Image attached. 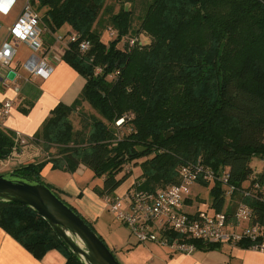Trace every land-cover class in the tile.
Masks as SVG:
<instances>
[{"label": "trees", "instance_id": "1", "mask_svg": "<svg viewBox=\"0 0 264 264\" xmlns=\"http://www.w3.org/2000/svg\"><path fill=\"white\" fill-rule=\"evenodd\" d=\"M29 4L44 31V53L57 35L76 37L61 59L84 85L70 105L55 106L28 139L47 157L12 172L41 182L47 164L66 172L84 166L102 178L92 188L102 199L130 177V172L119 175L125 164L146 159L133 184L153 190L175 183L178 169L200 158L225 172L230 186L246 189L256 180L264 187V0H123L117 10L104 0ZM63 27L69 30L57 34ZM104 28L107 42L101 37ZM83 41L89 45L86 52L79 49ZM84 103L97 116L74 129L71 115ZM20 150L16 134L0 126V161ZM255 158L263 164L258 174L250 166ZM202 184L212 208L222 210L219 184ZM241 198L235 195V201ZM245 202L254 221L264 225V193ZM0 228L37 260L56 250L64 264H80L30 208L0 202ZM191 243L197 251L218 247ZM237 246L248 249L249 244Z\"/></svg>", "mask_w": 264, "mask_h": 264}, {"label": "built area", "instance_id": "2", "mask_svg": "<svg viewBox=\"0 0 264 264\" xmlns=\"http://www.w3.org/2000/svg\"><path fill=\"white\" fill-rule=\"evenodd\" d=\"M16 3V0H0V16L8 17ZM6 31V37L0 43V86L15 84L18 79L12 63L19 44L27 45L34 54L25 66L30 78L45 79L52 67L43 58L44 31L29 0L24 1L21 11ZM75 39V36L57 35L55 44L63 42L66 48L68 42ZM88 48V42L79 44L81 52ZM9 72L14 74L12 79L8 78ZM9 107V102L1 105L0 116H4ZM16 137L22 139L18 134ZM13 154L15 151L11 156ZM227 179L225 172L214 171L198 158L178 169L177 181L173 184L149 190L141 188L142 182L132 183L120 194L105 196L102 200L107 211L127 229L137 244L152 243L173 254H191L195 251L191 241L228 246L245 242L249 244L248 249L264 252V225L254 221L252 207L245 202L260 197L264 193L263 185L252 178L253 184L246 189H238L228 185ZM202 183L210 186L219 184L224 201L219 212L212 208L211 201L192 199L195 186L204 188L209 194L208 187ZM236 194L242 196L238 201H235Z\"/></svg>", "mask_w": 264, "mask_h": 264}, {"label": "crops", "instance_id": "3", "mask_svg": "<svg viewBox=\"0 0 264 264\" xmlns=\"http://www.w3.org/2000/svg\"><path fill=\"white\" fill-rule=\"evenodd\" d=\"M24 1L16 0L17 3L13 10L15 11L14 18L9 21V26L21 11ZM9 16H0V31L3 28L2 22H5ZM6 29L5 34L0 36V43L6 37ZM68 30V27H63L60 32L64 34ZM64 50L65 44L58 42L51 50L44 54L43 58L51 64L52 71L45 79H40L30 78L25 67L29 63V59L34 55L30 48L25 44H19L16 47L12 67H16L15 71L18 74V79L15 84L4 87L0 86V107L5 102L10 103V107L6 110L5 115L0 116L1 127L18 134L23 140H28L40 128L55 106L58 104L70 105L77 98L83 88L84 80L61 59ZM38 57L40 56L38 55ZM30 148L33 149V157H38V150H35L31 144H28L19 151V155L15 151V154L10 159L0 161L6 163V166H3L6 169V173L20 167L21 163L14 160V158L20 156L24 160L28 159L25 152H28L27 150ZM262 167L263 164L260 162L259 168H256L254 173H260ZM51 170V165L47 164L43 167L40 175L43 177ZM62 172L64 175L58 178V181H55L52 186H55L59 192H62L61 196L67 200V204L90 222L97 232L98 230L95 228V225H98L101 217L107 211L103 200L93 192L92 188L94 185L89 184L82 187L74 178H70L69 173H65L66 171ZM90 173L92 174L91 171ZM128 181L129 179L125 182ZM124 183L114 194H120L131 184V182L127 185H124ZM204 190L200 186H195L192 189V199L195 198L200 202L211 201L208 192ZM100 237L103 238L102 235ZM116 237L114 239H108L107 237L103 239L104 241L109 240L107 241L109 244L108 248H112L114 252L118 250L115 255H120L126 262H130L129 257L135 253L134 257L142 260L139 264H264V252L238 246L217 245L218 247L211 251L195 250L191 254H173L167 249L152 243L137 246L135 242L136 244L133 246V249L125 247L126 244L121 245L123 241L115 239ZM64 263V257L56 250L47 252L40 260L35 259L0 228V264Z\"/></svg>", "mask_w": 264, "mask_h": 264}, {"label": "water", "instance_id": "4", "mask_svg": "<svg viewBox=\"0 0 264 264\" xmlns=\"http://www.w3.org/2000/svg\"><path fill=\"white\" fill-rule=\"evenodd\" d=\"M13 76L12 72L8 73L9 79ZM0 202L19 204L35 211L48 222L80 264H121L84 220L45 184L15 172L2 173Z\"/></svg>", "mask_w": 264, "mask_h": 264}, {"label": "rangeland", "instance_id": "5", "mask_svg": "<svg viewBox=\"0 0 264 264\" xmlns=\"http://www.w3.org/2000/svg\"><path fill=\"white\" fill-rule=\"evenodd\" d=\"M138 1L139 0H136V2H138ZM104 2H106L107 5H109V4L114 5L115 6V10H117L118 6L121 4V2H123V0H104ZM125 6L128 7V4L126 3ZM134 8H136L135 12L138 13L139 12L138 4ZM14 12L15 11H13L11 13L9 18L5 22H2L3 28L0 31V36L5 34L6 27L7 26L9 27V21H11L14 18V14H15ZM43 12H44L43 10L41 12H39L40 15H42ZM57 34H62V33L59 31ZM101 37H102V41L103 42H107L108 38H110L108 33L106 34V28H104L101 31ZM142 41L146 42L147 40H142ZM90 116H95L96 117L97 114L86 103H84L82 105V107L77 112H74L71 115V121L73 123L74 129H80V127H81V125L83 123L89 122L88 120H89ZM19 140L23 142V143L20 142L21 149L24 146H27L29 144V142H28L29 140H27V139H24V140L23 139H19ZM33 148L35 150H38L39 156L34 158L33 157V149L30 148L29 150H27L28 152H25L27 154V157H28L27 160H24L20 156L14 158V160H17V161H19V163H21L19 166H22V165H24L26 163L32 162L33 160L38 162V161H41V160H43V159H45L47 157L46 154L43 153L42 151H40L38 148H36L34 146H33ZM49 152L53 153L54 149L50 150ZM16 154L19 155V151H16ZM8 159H10V157ZM144 160H146V159H137L136 165H133L134 163H129V164H125L123 166V171L119 175H122L125 172H130V177H128L129 181L125 182L124 185L125 184L127 185L129 182H131V184H132L135 180H139L140 179L141 170H142L140 164ZM5 164L6 163H4V162H0V174L6 173V169L4 168L6 166ZM259 164H260V161L255 158V159L251 160L250 166L253 168V170H256V168H259ZM82 167L76 169L74 172H65V171L64 172L65 173H69L70 178H74L77 181V183L79 185H81L82 187L86 186V185H89V184L99 187L101 185V183H102V178L95 177L93 174L90 173V171L88 169H86V167H84V166H82ZM63 175H64V173L62 171L51 170V171H49V173H47V175H45L43 177L41 176V182H43L44 184L50 186L51 188H53V190L56 189V190H54L55 193H57L61 197V199L64 200L67 203V200L62 198V196L58 192L57 188H55V186H52V184L55 183V181H58V178H60ZM165 186H167V185H165ZM95 226H96L95 228L98 231L96 232V230L94 229L95 230L94 232L97 235H99V237H100V235H102V237L104 239H105V237H107L108 239H114V237L117 236L115 239H120V240L123 241V243L121 245H123L125 243L126 244L125 247H131L132 249H133V246H135V244H136L135 243V239L132 236L129 235L127 229L124 226H122L118 221H116L114 216L108 211H105V214H103V216L101 217L100 222L98 223V225L96 224ZM107 241H109V240H107ZM107 241L105 240L104 242H105V245H108L107 246V248H108L109 244H108ZM138 245H140V244H137V246ZM108 249L113 253V255L116 257V259L121 264H139L142 261L141 259H136L134 257L135 253H133V255L129 257L130 262H126V261H124L123 258H121L120 255H117V256L115 255L118 250H116V252H114L112 250V248H108Z\"/></svg>", "mask_w": 264, "mask_h": 264}]
</instances>
